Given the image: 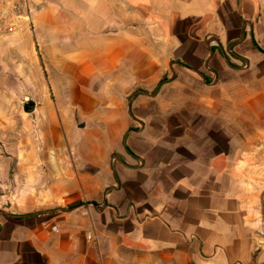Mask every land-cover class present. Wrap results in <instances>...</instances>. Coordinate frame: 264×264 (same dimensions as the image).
Here are the masks:
<instances>
[{"label":"crops","instance_id":"crops-1","mask_svg":"<svg viewBox=\"0 0 264 264\" xmlns=\"http://www.w3.org/2000/svg\"><path fill=\"white\" fill-rule=\"evenodd\" d=\"M28 5L0 41V264H264V0Z\"/></svg>","mask_w":264,"mask_h":264},{"label":"built area","instance_id":"built-area-1","mask_svg":"<svg viewBox=\"0 0 264 264\" xmlns=\"http://www.w3.org/2000/svg\"><path fill=\"white\" fill-rule=\"evenodd\" d=\"M32 26L28 0H0V41L24 29L32 30ZM260 236L264 238V231Z\"/></svg>","mask_w":264,"mask_h":264},{"label":"rangeland","instance_id":"rangeland-1","mask_svg":"<svg viewBox=\"0 0 264 264\" xmlns=\"http://www.w3.org/2000/svg\"><path fill=\"white\" fill-rule=\"evenodd\" d=\"M26 34L25 36H27L28 38L31 37L32 33H31V30L29 29H26V31H24ZM20 33V32H19ZM18 34H16L15 36H17ZM34 43V42H33ZM22 58L25 56L23 54H29V53H33L35 54V52H38L37 50V47L34 45V44H24L22 46ZM21 83L22 85L24 86V89L22 92H20L19 95L17 96H14L12 97V99L14 100V102L16 103V105L18 106L19 108V112H20V117L23 118V117H27L28 114L24 112V109H23V106L26 102H31V97H30V94H29V90H28V78L27 77H21ZM6 112V115L7 116H10L12 115L13 113H16V111L12 108H9V109H6L5 110ZM25 178H22L19 176L15 177V174L10 171L9 173H6V177H5V192H4V195H5V203L9 204V202H12L13 200V197L14 195L13 194H17V199L19 198L18 197V194L20 193V187L23 186L22 183H26L25 182Z\"/></svg>","mask_w":264,"mask_h":264},{"label":"water","instance_id":"water-1","mask_svg":"<svg viewBox=\"0 0 264 264\" xmlns=\"http://www.w3.org/2000/svg\"><path fill=\"white\" fill-rule=\"evenodd\" d=\"M23 109L25 113L31 114L35 109V104L33 102H26L23 106Z\"/></svg>","mask_w":264,"mask_h":264}]
</instances>
